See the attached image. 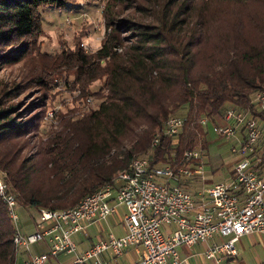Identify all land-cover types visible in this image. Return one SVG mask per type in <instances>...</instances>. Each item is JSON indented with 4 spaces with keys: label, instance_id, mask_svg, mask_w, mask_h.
Listing matches in <instances>:
<instances>
[{
    "label": "trees",
    "instance_id": "1",
    "mask_svg": "<svg viewBox=\"0 0 264 264\" xmlns=\"http://www.w3.org/2000/svg\"><path fill=\"white\" fill-rule=\"evenodd\" d=\"M100 1V46L54 53L43 48L40 6L72 11L80 0H0V75L12 74L0 77V177L17 204L39 212L74 207L140 157L177 167L201 148L206 165L209 129L229 109L264 120L254 101L264 88V0ZM175 116L183 130L163 135ZM17 231L0 195V264H16Z\"/></svg>",
    "mask_w": 264,
    "mask_h": 264
},
{
    "label": "built area",
    "instance_id": "2",
    "mask_svg": "<svg viewBox=\"0 0 264 264\" xmlns=\"http://www.w3.org/2000/svg\"><path fill=\"white\" fill-rule=\"evenodd\" d=\"M254 101L264 112V88L256 93ZM224 119L227 125L213 129L220 136L234 139L233 152L241 156L230 180L213 184L201 181L206 172L205 163L199 161L201 148L186 150L177 167L153 165L148 157L137 158L131 171L121 173L113 183L74 207L40 210L41 230L32 234L17 231L14 237L16 259L19 249L29 251L31 244L46 237L49 253L30 256L24 264H47L62 254L73 256L68 264H183L180 248L205 242L208 246L203 256L216 264H222L225 257H238L236 244L242 236L264 234V120L240 109H229ZM207 121L202 120L203 124ZM184 126L183 117H171L162 134L176 138ZM161 137V133L156 135L154 146ZM200 182L201 187L191 188ZM0 195L16 223V198L7 193L1 177ZM111 216L122 218L123 235L110 230L105 236L97 229L98 222ZM91 227L100 231L98 238L80 250L75 236H85ZM216 237L222 239L216 241ZM130 250L136 257L129 263L115 261Z\"/></svg>",
    "mask_w": 264,
    "mask_h": 264
},
{
    "label": "rangeland",
    "instance_id": "3",
    "mask_svg": "<svg viewBox=\"0 0 264 264\" xmlns=\"http://www.w3.org/2000/svg\"><path fill=\"white\" fill-rule=\"evenodd\" d=\"M80 1L79 3H82L81 10L79 8L77 9L79 3L74 5V10L72 11L71 7L59 9L48 5L40 6L39 11L42 15L44 28L41 40L43 41L44 50L55 53L61 49L63 43L68 44L70 47H75L78 41L82 42L81 45L87 51L96 49L100 46L101 40L105 35L106 26L102 14L104 3L100 0ZM75 9H77V11ZM10 76H12V74H10L9 69L4 70L0 75V77ZM68 97L69 99L73 98L72 95ZM89 99H92L93 102H90L88 106L93 107L98 104L96 99L91 97ZM57 108L65 109V105L58 104ZM53 114L54 111L51 110L49 115L53 116ZM223 125L227 124L224 123ZM209 130V154L204 159V161H206V175L207 177L211 175L214 183L228 181L232 176L235 164L241 156L233 152V146L235 145L234 139L218 135L213 127H210ZM121 209L123 210V214H125V208L121 207ZM16 212L18 214V221L15 225L19 232L22 234H32L41 230V215L38 208L17 204ZM115 220L116 218L111 217L107 221L98 222L96 227L97 229H101L105 236L108 235L110 230L118 234V230L113 223ZM92 230L95 229L93 228ZM81 236L83 237V235L79 234L75 237L79 240ZM49 249L50 243L47 237L31 244L29 251L23 248L19 249L16 264H24L25 260L29 259L30 256L47 253ZM181 249L182 248H180V252ZM194 251L197 252L199 250L195 248L191 249L189 250V254ZM60 257L61 262L64 264L72 259L73 256L62 255ZM198 259L200 260V264H211L213 262H208L203 256H200ZM126 261V258L119 260L120 263ZM192 262L196 264L194 261Z\"/></svg>",
    "mask_w": 264,
    "mask_h": 264
},
{
    "label": "crops",
    "instance_id": "4",
    "mask_svg": "<svg viewBox=\"0 0 264 264\" xmlns=\"http://www.w3.org/2000/svg\"><path fill=\"white\" fill-rule=\"evenodd\" d=\"M232 176H233V174H232ZM232 176L229 178V180L232 178ZM205 177H206V172H205ZM203 182H200L197 186L201 187V185H203ZM213 183H214V181L211 184H213ZM217 183H219V182H217ZM191 188L197 189L195 187H191ZM120 211L123 214V210L121 209ZM111 217L116 218V220L113 223L115 224V228H117V230H118V235L119 236L123 235L125 232V228L122 224V218L120 216H111ZM93 228L95 230H92ZM91 230L89 231V233H85V236L80 237V239H79V241H80L79 249L80 250L89 247L91 245L93 239L97 240L100 231H98L95 227H91ZM215 239H216V241H220L222 238L216 237ZM207 246H208V243L205 242V243L198 244V245L194 246L193 248L181 247L182 249H181L180 254H181L182 259L184 260L183 264H192L193 263L192 261H194L196 264H200V260L198 258L200 256H203V252ZM236 246H237L238 251H239L238 257H236V258L225 257L222 264H227L229 262H231L232 264H264V234L253 233V234H249V235H244L241 237V239L236 244ZM194 248L198 249L199 251H201V249H202V251L201 252L194 251L193 253L189 254V250L194 249ZM47 253H49V251ZM47 253H42V254H47ZM62 255H65V254H62ZM62 255H60V256H62ZM60 256L57 258L50 259L47 264H63L61 262ZM135 257L136 256H135L134 251L130 250L127 254H125L123 256V259L126 258L127 261L122 262V263H129ZM196 257H198V258H196ZM120 259H122V258H120ZM120 259H117L115 261L117 263H120L119 262ZM205 259L208 262H212L211 260H208L207 258H205ZM69 261L64 263V264H68ZM212 263L216 264L215 262H212Z\"/></svg>",
    "mask_w": 264,
    "mask_h": 264
}]
</instances>
